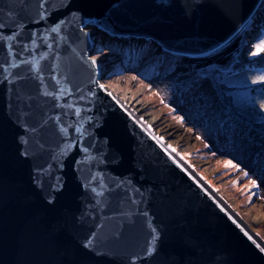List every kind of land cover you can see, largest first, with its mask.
Instances as JSON below:
<instances>
[{
  "label": "water",
  "instance_id": "water-1",
  "mask_svg": "<svg viewBox=\"0 0 264 264\" xmlns=\"http://www.w3.org/2000/svg\"><path fill=\"white\" fill-rule=\"evenodd\" d=\"M263 5L0 0V264H264L209 185L99 86L86 30L196 55Z\"/></svg>",
  "mask_w": 264,
  "mask_h": 264
},
{
  "label": "rangeland",
  "instance_id": "rangeland-1",
  "mask_svg": "<svg viewBox=\"0 0 264 264\" xmlns=\"http://www.w3.org/2000/svg\"><path fill=\"white\" fill-rule=\"evenodd\" d=\"M93 29L96 31L95 27ZM111 41L121 45H143L146 42L153 47L148 48L136 64H129L126 61H131L128 52L112 47L109 45ZM246 42L244 33L239 42L203 54L178 55L174 62H165L150 73L143 69L149 63L148 52L154 55L158 51L154 49L158 46L154 40H116L98 32L91 54L104 56V76H114L111 71L117 67L127 73L126 83L133 80L132 86L129 84L131 90L144 89L145 98L152 101L151 110L160 114L165 123L182 130L185 140L177 150L179 156L192 163L199 176L211 189L219 191L233 210L249 217L264 212V140L258 130L246 134L243 130L229 127L226 122L220 124L209 110L211 105L205 104L204 94H201L206 93L208 85L214 81L231 87L247 82L242 73L231 72L237 53ZM142 61H146L145 66ZM185 62L192 66L193 73L203 74L202 81L195 82L190 78ZM232 95L237 101L241 93L236 90ZM199 158L206 162H193ZM229 160L238 168L225 166ZM244 172L248 175L245 176ZM253 180L258 187H251ZM255 229L264 241V218Z\"/></svg>",
  "mask_w": 264,
  "mask_h": 264
},
{
  "label": "trees",
  "instance_id": "trees-1",
  "mask_svg": "<svg viewBox=\"0 0 264 264\" xmlns=\"http://www.w3.org/2000/svg\"><path fill=\"white\" fill-rule=\"evenodd\" d=\"M245 36L247 42L238 51L231 72L242 73L244 77H246L247 82L242 85L231 87L214 81L212 84L208 85L206 93L201 92V94H204L203 98L205 104L211 105L209 110L212 112L214 119L220 124L226 122L229 127L238 131L243 130L246 134L251 130H258L264 140V110L260 108L261 102L264 101V83H252L253 78L264 75V53L255 56L251 54L254 51L253 45L256 44L257 41L264 39V6L261 7V11L257 14V19L252 23L251 27L246 30ZM131 44L132 43H130V45L114 44V41L109 43V45L116 49H124L128 52L127 56L131 61H126L129 62V64H136L140 60L141 55L146 53L148 48L153 47V45H149L146 42H144L143 45L133 43L131 46ZM154 49L158 50L154 55L148 52L149 54L147 56L149 63L146 65V68L143 69L146 73L153 72L157 70V67L163 65V63H171L178 58V56L170 52L161 51L159 45L154 47ZM142 62L143 65L146 64V61ZM184 66H186L187 70L190 72L191 79L193 78L194 81H202V73L198 71L193 73L192 66L186 62ZM236 90L240 91L241 95L237 101H234L232 92ZM262 151L264 154V147Z\"/></svg>",
  "mask_w": 264,
  "mask_h": 264
},
{
  "label": "bare ground",
  "instance_id": "bare-ground-1",
  "mask_svg": "<svg viewBox=\"0 0 264 264\" xmlns=\"http://www.w3.org/2000/svg\"><path fill=\"white\" fill-rule=\"evenodd\" d=\"M86 30L88 31L90 38L94 42L95 46V44L97 43L98 32L95 31L92 27H89ZM244 33L242 32V30L239 31L233 37H231V39L227 41L226 44L239 42ZM91 57L95 59L97 67L104 68L102 65V62H104L103 55L91 54ZM111 72L114 73V76H102L98 78L99 85H104L103 88L107 91V93H111L110 96L123 109H125L126 112H128L133 118H135L139 122V124L144 126L164 148L170 151L174 158L178 159V151L172 152L171 148H175L176 150H178L179 147L184 145L185 136L182 130H180L179 127L173 128L171 123H165V121L162 120V116H160V114H157L151 110L152 101L145 98L144 89L131 90L129 84L132 86L133 80H131L129 83H126V72L124 73V71L117 67L115 69H112ZM169 145H171V148L168 147ZM180 160L179 162L182 164L184 169L190 173L191 176H196V174L199 176V174L195 171L192 163L185 162V164ZM193 162L204 164L206 161L199 158ZM206 190L222 206L225 212L244 231H246L252 239L258 242L259 245L264 247V241L257 234V231L255 229L256 224L264 218V212L245 217L236 210H233L224 200V196L220 194L219 191L210 188L212 192L211 193L207 188Z\"/></svg>",
  "mask_w": 264,
  "mask_h": 264
},
{
  "label": "snow or ice",
  "instance_id": "snow-or-ice-1",
  "mask_svg": "<svg viewBox=\"0 0 264 264\" xmlns=\"http://www.w3.org/2000/svg\"><path fill=\"white\" fill-rule=\"evenodd\" d=\"M3 27H4V25L0 24V28H3ZM53 30L55 31L56 29H53ZM253 48H254V51L251 54L254 55V56L255 55H258L260 53H264V39H261L258 43L254 44L253 45ZM91 62L93 63V65H95V63H96V61H95L94 58L92 59ZM252 83L253 84H256V83H264V75H260V76H257L255 78H253L252 79ZM99 86L101 88L104 87V85H99ZM45 95H52V93L45 92ZM109 95H111V93H109ZM260 108L262 110H264V101L261 102ZM182 120H183V118H181V121ZM168 147L171 148V145H169ZM171 150H172V152H176L177 151L175 148H171ZM225 166H234V167H237L238 168V166L237 165H233V162L230 161V160L226 162V165ZM244 175L247 176L248 173L247 172H244ZM251 187H253V188L258 187L257 182L255 180H253L251 182ZM249 238L251 239V237H249ZM258 247H259V245H258ZM260 250L262 252H264V247H261Z\"/></svg>",
  "mask_w": 264,
  "mask_h": 264
}]
</instances>
